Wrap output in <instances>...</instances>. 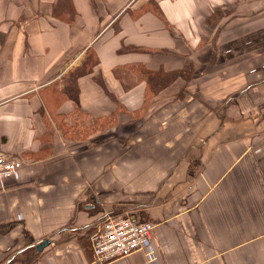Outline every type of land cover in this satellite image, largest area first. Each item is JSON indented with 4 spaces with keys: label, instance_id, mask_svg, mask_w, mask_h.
<instances>
[{
    "label": "crops",
    "instance_id": "1",
    "mask_svg": "<svg viewBox=\"0 0 264 264\" xmlns=\"http://www.w3.org/2000/svg\"><path fill=\"white\" fill-rule=\"evenodd\" d=\"M0 151V264H264V0H0ZM124 210L151 243L97 262Z\"/></svg>",
    "mask_w": 264,
    "mask_h": 264
},
{
    "label": "built area",
    "instance_id": "2",
    "mask_svg": "<svg viewBox=\"0 0 264 264\" xmlns=\"http://www.w3.org/2000/svg\"><path fill=\"white\" fill-rule=\"evenodd\" d=\"M22 160L0 151V188L13 178ZM152 224L140 220L129 210L108 213L92 235L97 262L106 263L144 249L152 240Z\"/></svg>",
    "mask_w": 264,
    "mask_h": 264
},
{
    "label": "trees",
    "instance_id": "3",
    "mask_svg": "<svg viewBox=\"0 0 264 264\" xmlns=\"http://www.w3.org/2000/svg\"><path fill=\"white\" fill-rule=\"evenodd\" d=\"M153 6H149L148 8L151 9ZM157 13H160L159 10H156ZM95 64L94 59L90 58L86 61L84 67L86 66V70L90 69L93 65ZM164 80L166 77H162ZM148 95L146 96V101L150 100V98L152 97L151 95L154 94L153 91H151L150 93H147ZM49 97L50 100L53 99L54 102L58 101L61 97L62 94L56 89H52L49 92ZM121 107V106H118ZM117 110L114 111L112 114H110L108 116V120L103 122V127H106V125H111L114 124L116 122V114H117ZM89 240L87 239V245L88 247L91 246V244H89ZM40 254V252L37 251L35 246H29L25 249H23L22 251H20V253H18L17 256H15L12 260L18 262L19 264H29L32 263Z\"/></svg>",
    "mask_w": 264,
    "mask_h": 264
},
{
    "label": "water",
    "instance_id": "4",
    "mask_svg": "<svg viewBox=\"0 0 264 264\" xmlns=\"http://www.w3.org/2000/svg\"><path fill=\"white\" fill-rule=\"evenodd\" d=\"M50 242H51L50 237H46L45 239H42L36 244L37 250L42 251L46 246L50 244Z\"/></svg>",
    "mask_w": 264,
    "mask_h": 264
}]
</instances>
